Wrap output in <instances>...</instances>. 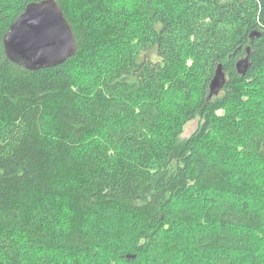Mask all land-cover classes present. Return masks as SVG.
<instances>
[{
    "label": "trees",
    "instance_id": "16d2710c",
    "mask_svg": "<svg viewBox=\"0 0 264 264\" xmlns=\"http://www.w3.org/2000/svg\"><path fill=\"white\" fill-rule=\"evenodd\" d=\"M31 1L0 0V264L91 257L106 213L133 220L129 250L121 243L116 253L125 264H188L185 247L235 264L264 247V167L250 172L209 152L219 129L264 165V0H138L132 8L127 0H58L77 49L38 70L12 61L3 41ZM132 16L140 40L108 70L112 43L136 35ZM189 56L196 87L176 71ZM247 56L243 73L237 64ZM219 64L226 82L210 99ZM170 90L173 106L186 97L182 123L156 139ZM197 117L181 139L182 124ZM185 194L201 206L179 201Z\"/></svg>",
    "mask_w": 264,
    "mask_h": 264
},
{
    "label": "rangeland",
    "instance_id": "374dc122",
    "mask_svg": "<svg viewBox=\"0 0 264 264\" xmlns=\"http://www.w3.org/2000/svg\"><path fill=\"white\" fill-rule=\"evenodd\" d=\"M138 0H127L126 3H128L130 8L134 6V3H136ZM160 3H163L162 5H165L166 7L168 6H173L174 2H170V0H156ZM175 4V3H174ZM177 8V5L175 6ZM128 10V9H127ZM127 14V12H126ZM128 15V14H127ZM126 15V16H127ZM124 17V16H123ZM128 17V16H127ZM129 25L134 27L136 25L135 23V17H130L128 19ZM132 27V28H133ZM136 35H130L129 33L127 34L126 39H121V37L117 38L115 42L112 43L111 48H110V54L107 55L106 60L108 62V70L110 68H117L119 65L123 64L126 56V52L128 53V50L132 49V46L140 40L141 37V29L139 26L137 27L136 25ZM187 54L192 55L190 50L188 49ZM187 56H185L186 58ZM155 59L158 58L154 57ZM111 65V66H110ZM193 60L191 56H189L186 59V64L183 65L181 68H178L176 70L178 74L186 76L190 83H193L196 87L197 85V75L195 74V70H193ZM99 72L101 69H98ZM199 90V89H198ZM200 91V90H199ZM196 92V90H195ZM171 93V96L168 94L164 98L165 102V108L166 107H171L169 111H165L166 115L161 117L159 120V124L155 127L154 131V137L156 139L160 138H167L170 136H173L176 131H178L179 127L181 126L182 123V116H181V107L184 105V102H186V97L182 93H180V98L181 102L178 101L179 104H181V107L179 106H173L175 104V101L170 100V97L175 95V91L171 90L168 92ZM256 95V93H255ZM254 93H247V95L244 97L245 100H248L251 98L253 101L255 97ZM198 93L196 92L194 95V98H197ZM251 96V97H250ZM250 101V100H249ZM248 102V101H247ZM173 106V107H172ZM247 109L250 107L245 105ZM230 108L235 109L234 111H239L240 109L237 108L236 105L230 104ZM167 109V108H166ZM224 113V110L220 109L217 111V114L222 115ZM240 119V116H239ZM200 123V119L197 117L195 119H192L184 124H182V132L179 135L181 139L189 137L197 128ZM221 129V128H220ZM215 138H217V142L214 143V147L209 151L210 154L218 159L224 160V159H231L235 164L238 166L246 167L248 171H253L254 169H261V172H263V163L261 162L260 159H254L250 157H246L242 152H241V147L238 145V142L233 141V137L228 136L224 132H221V130L216 129L212 133ZM262 167V168H261ZM256 192V200L253 201L255 205H257V202L262 203L261 200V195L259 191ZM260 195V196H259ZM179 201L182 203H189V206H194L195 208H199L201 206V203L199 201V198L191 195V194H185L182 195L179 198ZM258 206L264 207V201L263 204H258ZM103 221L99 223L98 226V233L100 235V240H101V247L98 249V252L94 255H91V257L87 255L83 256H78V258L74 259V262L77 264L78 261L80 264H125L124 262L120 261L119 259V253L118 255L116 254L117 251L120 250V244L127 245V251L129 250L128 244L130 243L132 239V231H131V223L133 222L132 218L126 214H119L115 219H110L108 217V214L103 215ZM198 227V226H197ZM192 228V227H191ZM190 228V229H191ZM196 228V227H195ZM192 228V229H195ZM108 229H111L112 232L109 233ZM189 230V229H188ZM182 234L180 237L184 241L183 243L186 244L185 246L189 247L190 245V240L187 241V231ZM180 233V232H179ZM190 234V232H189ZM124 236L126 238H124ZM127 240V243H126ZM264 240V239H263ZM187 241V242H185ZM123 249L124 246H123ZM184 253H182V260L186 259L188 260V264H213V256L216 254L215 252L212 253H201V254H195L192 256L188 249L185 247ZM187 254V255H186ZM93 256V257H92ZM187 256V257H186ZM245 262H249L250 264H264V247H260L259 249L253 251L250 253V256L248 260H239L236 261L235 264H244ZM127 264V263H126ZM187 264V263H185Z\"/></svg>",
    "mask_w": 264,
    "mask_h": 264
},
{
    "label": "water",
    "instance_id": "95a60500",
    "mask_svg": "<svg viewBox=\"0 0 264 264\" xmlns=\"http://www.w3.org/2000/svg\"><path fill=\"white\" fill-rule=\"evenodd\" d=\"M8 57L30 70L55 66L75 54L77 37L58 0H36L26 5L3 38ZM249 51V50H248ZM245 73L249 57L237 64ZM226 74L222 64L210 84L209 98L219 94Z\"/></svg>",
    "mask_w": 264,
    "mask_h": 264
}]
</instances>
